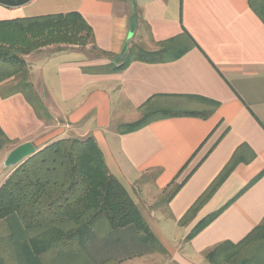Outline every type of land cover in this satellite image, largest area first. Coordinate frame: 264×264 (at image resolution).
I'll use <instances>...</instances> for the list:
<instances>
[{
  "label": "crops",
  "instance_id": "crops-1",
  "mask_svg": "<svg viewBox=\"0 0 264 264\" xmlns=\"http://www.w3.org/2000/svg\"><path fill=\"white\" fill-rule=\"evenodd\" d=\"M263 2L31 0L18 7L0 4V21L79 13L94 38L85 52L79 46L59 45L25 56L29 82L47 113H38L24 94L13 93L14 83L0 84V132L11 142L0 149V188L13 172L14 167L4 163L15 148L31 143L38 152L61 139L93 137L109 171L133 200L134 193L141 196L139 204L148 200L149 228L167 264H210L208 252L243 242L264 220ZM175 38H180L182 47L194 46L178 60H134L118 73H95V68L110 63L109 58L86 52L95 46L98 53L122 56L132 44H144L145 50L155 52L160 50L159 43ZM147 105L153 110L198 115L167 117L120 133L121 126L142 118ZM212 108L208 118L200 117L199 113ZM235 157L239 161L232 173L191 221L181 224ZM173 185L181 187L166 199L165 208L160 207L157 201ZM209 218L207 226L188 240L199 223ZM89 237L84 249L90 260L79 262L74 256L48 253L33 261L29 248L13 243L0 245V259L4 264H103L111 259L126 264L122 255L136 251L133 240H140L145 250H138L129 262L144 264L134 260L152 249L132 226L100 234L92 229Z\"/></svg>",
  "mask_w": 264,
  "mask_h": 264
},
{
  "label": "trees",
  "instance_id": "trees-1",
  "mask_svg": "<svg viewBox=\"0 0 264 264\" xmlns=\"http://www.w3.org/2000/svg\"><path fill=\"white\" fill-rule=\"evenodd\" d=\"M30 1L0 0V4L18 7ZM93 43L92 29L79 13L0 21V84L14 83L13 93L24 94L38 113H47L29 82L25 56L49 46L85 48ZM180 44V38H175L159 43L160 50L155 52L138 44H132L122 56L99 52V55L108 57L110 63L95 68V73H118L134 60L145 63L178 60L194 46L182 47ZM93 50L97 51L95 46ZM205 101L216 107L213 102ZM213 111V108L206 109L199 115L206 119ZM185 114L198 115L153 110L147 105L143 107L138 122L121 126L119 132H134L153 121ZM9 143L0 132V149ZM238 161L235 157L227 165L181 224L191 221L232 173ZM181 185L176 186L171 197ZM212 218L199 223L187 239L197 235ZM131 226L138 233L146 234L149 243L155 240L141 210L109 171L105 156L93 137L61 139L44 147L21 163L0 188V245L13 243L27 247L33 261L48 253L61 258L74 256L79 262L90 260L84 248L92 229L100 234ZM206 259L210 264H231L233 261L264 264V220L243 242L217 246L206 254ZM0 264H4L3 259Z\"/></svg>",
  "mask_w": 264,
  "mask_h": 264
},
{
  "label": "rangeland",
  "instance_id": "rangeland-1",
  "mask_svg": "<svg viewBox=\"0 0 264 264\" xmlns=\"http://www.w3.org/2000/svg\"><path fill=\"white\" fill-rule=\"evenodd\" d=\"M140 46H142V47L145 48V45L144 44H140ZM81 50H83L85 52V49L84 48L81 49ZM86 52L88 53V55H92L95 58L100 56L99 53L96 50H93V49L92 50L89 49ZM168 111H176V109H168ZM18 166L14 167L13 171ZM174 187H175V185H173L169 190H167L164 193V196H163V198L161 200L159 199L157 201V202H160V204H159L160 207H162V208H165L166 207L164 203H165L166 199L170 196V194L175 191V188ZM135 192H137V191H135ZM134 196L136 197V199H134V201L135 202H138V204L137 203L136 204L139 207V209L141 210V213L143 215V218H144L145 222L149 226V222H150L149 221L150 220V208L149 207H146V206H148V200L146 202L141 201V204H139V201L137 200V198L138 197L139 198L141 197L140 194L139 193L138 194L134 193ZM144 203H145V205H144ZM140 234H142L146 238V234H144V233H140ZM133 242H134L133 244L136 245V249L137 250L134 251V252L133 251H130V250L129 251L127 250V252L124 253V255H122V257H125V263L126 264H131L129 262V260L132 261L133 257L138 254V250H140V249L145 250L144 249V246H143V245H145V243H142L140 240L139 241L138 240H136V241L133 240ZM157 243L158 242H157L156 239L150 241L149 246H152V249H149L147 252H145V254L143 255V258L137 259L136 261L134 260V262H136V263L137 262L138 263L140 262V263H144V264H167L168 263L167 257L165 256V254L163 253V250H161V247H159ZM122 245H124V243H122ZM110 264H122V263H121V261H118V260H114L113 259V261H111ZM226 264H229V263H226ZM231 264H238V263H237V261H233Z\"/></svg>",
  "mask_w": 264,
  "mask_h": 264
},
{
  "label": "water",
  "instance_id": "water-1",
  "mask_svg": "<svg viewBox=\"0 0 264 264\" xmlns=\"http://www.w3.org/2000/svg\"><path fill=\"white\" fill-rule=\"evenodd\" d=\"M135 29V21H132V32ZM36 154V149L31 143H25L15 148L7 157L4 166L16 167Z\"/></svg>",
  "mask_w": 264,
  "mask_h": 264
}]
</instances>
